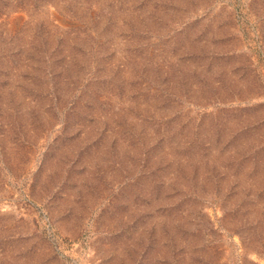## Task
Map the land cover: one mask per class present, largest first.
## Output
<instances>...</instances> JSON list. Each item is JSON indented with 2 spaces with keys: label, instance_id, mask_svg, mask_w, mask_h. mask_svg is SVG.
<instances>
[{
  "label": "rangeland",
  "instance_id": "obj_1",
  "mask_svg": "<svg viewBox=\"0 0 264 264\" xmlns=\"http://www.w3.org/2000/svg\"><path fill=\"white\" fill-rule=\"evenodd\" d=\"M0 264H264V0H0Z\"/></svg>",
  "mask_w": 264,
  "mask_h": 264
}]
</instances>
